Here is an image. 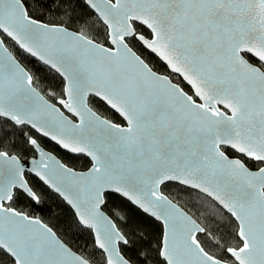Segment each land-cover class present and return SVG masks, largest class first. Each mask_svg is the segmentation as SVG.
<instances>
[{"label": "snow or ice", "instance_id": "6c2138e0", "mask_svg": "<svg viewBox=\"0 0 264 264\" xmlns=\"http://www.w3.org/2000/svg\"><path fill=\"white\" fill-rule=\"evenodd\" d=\"M41 185L91 252L18 207ZM0 264H264V0H0Z\"/></svg>", "mask_w": 264, "mask_h": 264}, {"label": "trees", "instance_id": "16d2710c", "mask_svg": "<svg viewBox=\"0 0 264 264\" xmlns=\"http://www.w3.org/2000/svg\"><path fill=\"white\" fill-rule=\"evenodd\" d=\"M6 47L9 51L16 56L17 60L30 71L34 78H39L41 87L45 90L49 88H55L56 91L60 89V83L55 80L53 76L48 72L45 66L41 65L32 57H29L26 53L20 51L18 47L12 43L10 40L6 41ZM158 70L161 72H166V69L160 65V62H156ZM41 147L52 152L56 155L63 163L72 167L74 170L85 171L89 167V162L86 157L82 155H72L61 151L58 147L50 143L44 138L39 139ZM33 152L25 149L24 160L33 157ZM30 179L33 185H37V180L32 176H26ZM40 190L44 193L43 200L44 203L39 206H27V202L21 200L18 207L26 212L31 213L34 216H40L44 222L49 223L50 226L54 228L55 231L60 235L61 239L64 240L73 250H84L91 252L92 249L87 247L91 244L92 238L88 235H77L74 228H71V221L73 219V213L69 207L55 194L51 193L44 186H39ZM168 191H173V189H168ZM181 204L187 199L183 193H174ZM109 209L116 212L118 215H126L128 217L129 226H140L148 233H152V226L146 218L131 206L127 205L120 199H112L109 201ZM123 226V224L121 225ZM128 255L133 256V252H129ZM99 261V257H96Z\"/></svg>", "mask_w": 264, "mask_h": 264}, {"label": "water", "instance_id": "95a60500", "mask_svg": "<svg viewBox=\"0 0 264 264\" xmlns=\"http://www.w3.org/2000/svg\"><path fill=\"white\" fill-rule=\"evenodd\" d=\"M11 41V40H10ZM12 42V41H11ZM12 43H14V42H12ZM18 47V46H17ZM19 49V48H18ZM20 50V49H19ZM20 51H22V50H20ZM23 52V51H22ZM33 59H35V58H33ZM44 139H46V140H48L47 138H44ZM49 141V140H48ZM50 143H52L53 145H55L54 144V142H51V141H49ZM56 147H58L57 145H55ZM59 148V147H58ZM44 149V148H43ZM60 149V148H59ZM46 152H50V151H48V150H46V149H44ZM61 150V149H60ZM61 151H64V150H61ZM65 152V151H64ZM51 154H53L52 152H50ZM67 153V152H66ZM54 155V154H53ZM72 155H75V154H72ZM56 156V155H55ZM57 157V156H56ZM33 158H36V159H38L39 158V156H38V154H36L35 155V157L33 156V157H30L29 159H27L26 161H31ZM58 158V157H57ZM59 159V158H58ZM26 166H30V164H28V165H26ZM76 171H78V170H76ZM62 200V199H61ZM65 203V202H64ZM66 204V203H65ZM67 205V204H66ZM68 206V205H67ZM69 207V206H68ZM69 209L71 210V208L69 207ZM72 211V210H71Z\"/></svg>", "mask_w": 264, "mask_h": 264}]
</instances>
